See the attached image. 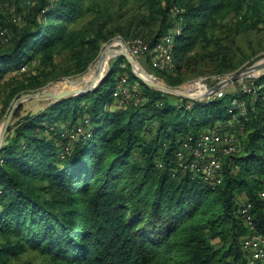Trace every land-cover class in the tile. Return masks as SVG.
Instances as JSON below:
<instances>
[{"label":"trees","instance_id":"obj_1","mask_svg":"<svg viewBox=\"0 0 264 264\" xmlns=\"http://www.w3.org/2000/svg\"><path fill=\"white\" fill-rule=\"evenodd\" d=\"M1 4L21 23H0V122L22 95L88 73L118 37L148 43L144 59L174 89L264 57V0ZM168 38L173 67L155 69ZM118 62L95 91L10 126L0 150V264H264L243 246L264 235V71L250 94L194 102ZM122 79L129 96L116 98ZM207 133L234 140L220 185L194 167ZM246 203L254 230L240 213Z\"/></svg>","mask_w":264,"mask_h":264},{"label":"built area","instance_id":"obj_2","mask_svg":"<svg viewBox=\"0 0 264 264\" xmlns=\"http://www.w3.org/2000/svg\"><path fill=\"white\" fill-rule=\"evenodd\" d=\"M6 31L3 29V31L0 32L1 36H5ZM166 43L169 46L165 45H159L157 49L155 50V55L152 57V65L155 69H164V68H172L173 67V61L171 56V38H168L166 40ZM127 47L134 56L135 59L144 56L147 53H150V46L148 43L136 39L133 41L126 42ZM260 73H255L250 76H248L245 79H242L239 81V85L241 87V90L245 93H252L255 91L254 84L250 82L253 79H257L259 77ZM154 79L158 81V78L152 75ZM219 80L220 82L224 80L225 78L216 77L215 80ZM124 84H126V79H122L118 89H116L114 96L117 98L120 94H123L125 96H129L128 89L124 88ZM226 88V87H225ZM220 89L214 97L221 98L224 96V89ZM138 88L134 87V90H137ZM208 85L205 84L204 86V93H207L208 91ZM245 110L243 109V112ZM235 151L234 146V140H232L229 137H224L217 133H207L204 134L200 140L197 143V148L195 149L194 155L198 159V163L194 164V167L198 171H203L206 179L209 180L214 185H220L222 182V176H223V163L221 160V157L224 155H228L230 153H233ZM261 198L264 199V192L261 193ZM253 207L250 203H246L241 209L240 213L242 215V218L245 220L246 224L249 226L251 230L255 229L254 225V218L251 213V209ZM243 246L245 249L250 251L252 258L255 260H261L264 259V235L259 233H254L250 235V237H247L244 240Z\"/></svg>","mask_w":264,"mask_h":264},{"label":"water","instance_id":"obj_3","mask_svg":"<svg viewBox=\"0 0 264 264\" xmlns=\"http://www.w3.org/2000/svg\"><path fill=\"white\" fill-rule=\"evenodd\" d=\"M117 42L121 46V51H119V55L127 59L128 63L132 67L133 73L136 75V77L139 80L144 82L150 88L160 90L164 93L172 94L177 97L188 99L194 102L211 99L220 89L225 88L231 84L237 83L252 74L260 73L262 70H264V61L255 63L251 67H247L243 69L242 71L234 74L233 76L231 75L228 78H225L224 80L219 82L217 85L213 86L210 90H208L207 93L200 95V96H192L191 94H188L182 91V89H176V88L174 89V88L168 87L167 85L162 84L161 82L154 79L151 74L147 73L146 71L140 68L136 59L130 53L124 39H119L117 40ZM110 51L113 52L116 50L111 49ZM99 58L100 59H98L97 65L94 68L92 80L84 87L71 88L70 85L64 84L59 90L55 91L51 89L50 86H48L46 88L44 87V89H41L39 91L24 94L20 98L15 100L12 106V109L10 110V113L8 114L5 122L3 123L0 129V150H2L5 145L6 136L9 132L10 126L12 125L15 113L17 109L24 102L35 100V101H49L51 102V104H53V103H58V101L60 102L66 99H71V98L74 99V97L85 95V94L95 91L102 84V82L104 81V79L109 73V66L107 69L105 67L106 62H107V49H105L102 52ZM61 82L62 81H60V83L59 82L57 83L61 85L62 84Z\"/></svg>","mask_w":264,"mask_h":264},{"label":"rangeland","instance_id":"obj_4","mask_svg":"<svg viewBox=\"0 0 264 264\" xmlns=\"http://www.w3.org/2000/svg\"><path fill=\"white\" fill-rule=\"evenodd\" d=\"M14 20L18 23L19 22L21 23V17L19 15V12H17V10L15 9V7L11 6L9 4H1L0 5V23H2L4 25H8L9 22H12ZM119 39H122V38L118 37V38L114 39L111 43L104 45V47L102 48L101 54L105 49H108V48H110L112 50H116V51H121V46L117 42V40H119ZM111 44H113V45H111ZM120 56L121 55H119V53H112V54L108 53V58H107L106 66H105L106 69L108 68V66L110 69L111 65H112V67H115L116 65L118 67L120 64L118 62V58ZM97 61H96V63H94L89 68L88 73H85L84 75L76 77L74 79H70V78L65 79L61 82L62 85H64V84L69 85V83H71V82L75 83L76 85L82 84L83 80L89 74L94 72V68L97 65ZM136 61H137L138 65L140 66L141 69H143L144 71H146L147 73H149L151 75H154V76L157 75V74H154V72L151 70L149 64L147 63L146 59H144L143 56L137 58ZM263 61H264V57L262 59H260L259 61H257L256 63L263 62ZM248 67H251V66H248ZM23 71L27 72L28 69L27 70L23 69ZM263 71L264 70H262L260 73H263ZM9 77H11V76H9ZM18 77H19V75H18ZM158 81L161 82L162 84H165L164 81L161 79H158ZM219 82L220 81L218 79L215 80V78H213V77H210L209 79L201 78V79H198L196 81L187 83V84H185L182 87L177 88V89H182V91H184L188 94H191L192 96H200L197 94L198 92H196V89H201L206 84V85H208V88H209L208 90H210L213 86L217 85ZM58 86H60L59 83H54V84L50 85V88L56 91V90H58ZM240 90H241L240 85L235 84V83L227 86L224 89L225 92L230 91L232 93H237ZM203 93H204V91H203ZM50 105H51V102H49V101H35V100L26 101L17 109L12 124L15 123L16 121H18L21 117L26 116L27 114H32V115L39 114L41 111H43L45 108L49 107ZM7 116L0 122V129L3 125V123L5 122Z\"/></svg>","mask_w":264,"mask_h":264},{"label":"bare ground","instance_id":"obj_5","mask_svg":"<svg viewBox=\"0 0 264 264\" xmlns=\"http://www.w3.org/2000/svg\"><path fill=\"white\" fill-rule=\"evenodd\" d=\"M111 49L110 48H108L107 49V58H108V53L109 54H112V53H119V51H113V52H111L110 51ZM92 78H93V73H91V74H89L84 80H83V82H82V84H79V85H76L75 83H69V85H70V87L71 88H76V87H84L85 85H87L91 80H92ZM203 86V85H202ZM62 87V84L60 85V86H58V90L60 89ZM203 91H204V86H203V88H201V89H196V92H198L197 94L198 95H200L201 93H203Z\"/></svg>","mask_w":264,"mask_h":264}]
</instances>
